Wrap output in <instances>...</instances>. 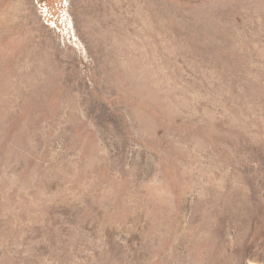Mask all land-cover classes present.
<instances>
[{"label": "rangeland", "instance_id": "obj_1", "mask_svg": "<svg viewBox=\"0 0 264 264\" xmlns=\"http://www.w3.org/2000/svg\"><path fill=\"white\" fill-rule=\"evenodd\" d=\"M0 264H264V0H0Z\"/></svg>", "mask_w": 264, "mask_h": 264}]
</instances>
